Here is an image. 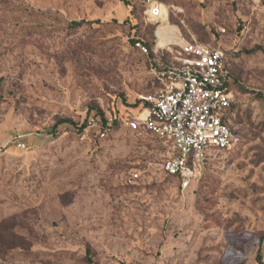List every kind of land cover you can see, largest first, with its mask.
<instances>
[{"label": "rangeland", "instance_id": "374dc122", "mask_svg": "<svg viewBox=\"0 0 264 264\" xmlns=\"http://www.w3.org/2000/svg\"><path fill=\"white\" fill-rule=\"evenodd\" d=\"M128 1L135 31L118 0H0V264H264V0H152L163 26ZM134 32L226 52L237 141L186 186L164 139L78 132L159 87Z\"/></svg>", "mask_w": 264, "mask_h": 264}, {"label": "built area", "instance_id": "2783aa9c", "mask_svg": "<svg viewBox=\"0 0 264 264\" xmlns=\"http://www.w3.org/2000/svg\"><path fill=\"white\" fill-rule=\"evenodd\" d=\"M170 7L147 0L146 21L168 23ZM156 33V31H155ZM155 35V34H154ZM148 47L137 41L134 47L149 65L158 83L156 91L140 99L147 103L130 118H119V125L131 131L149 132L170 144L171 153L161 163L164 173L181 178L183 186L202 174L204 161L212 151L230 150L237 141L227 117L232 93L227 84L226 54L220 48L196 39H177ZM112 115L90 116L84 122L82 137L93 132L99 139L111 133ZM131 181L139 178L137 172Z\"/></svg>", "mask_w": 264, "mask_h": 264}, {"label": "trees", "instance_id": "16d2710c", "mask_svg": "<svg viewBox=\"0 0 264 264\" xmlns=\"http://www.w3.org/2000/svg\"><path fill=\"white\" fill-rule=\"evenodd\" d=\"M118 1H120V2H122L124 5H125V7H126V10H127V16H126V21H129V23H130V25H131V28L132 29H134V31H135V29H136V25L132 22L133 20H135V11H136V8H135V6H133V5H131V3L128 1V0H118ZM76 25H79L80 23H75ZM136 34V32H134V35L132 36V38H131V43H132V45L134 46V43L135 42H137V41H139V42H141V43H143L144 45H146V46H148L149 48L151 47L149 44H148V42L147 41H145L143 38H141V37H138V36H136L135 35ZM225 54H226V52H225ZM227 70H228V66H227ZM229 77H230V74H229V71H228V82H227V84L229 83ZM228 86H229V84H228ZM257 97H259V98H264V95H261V94H259V93H257ZM137 105L140 103V105H139V107H146L147 106V103H145V102H143L142 100H138L137 102ZM232 110H233V106H232V104H231V108H230V110L228 111V113H227V117H226V119H228V121H229V116L232 114ZM97 115H100V116H103V114L102 113H100V112H98V113H95V114H93L92 116H97ZM113 117H114V119H115V124H114V126H116V125H119V117H117L116 116V114H114L113 113ZM85 120H86V118L77 126V128H78V132H82V129H83V126H84V122H85ZM67 120H63V121H60V122H58L57 124H56V126L57 125H59V124H61V123H63V122H66ZM110 135V134H109ZM106 138H108V136L106 137ZM209 154H207V156H208ZM164 173V172H163ZM166 176H169V177H175V176H170V175H168V174H166V173H164ZM176 178V177H175ZM256 262H257V264H262V253H261V247H259L258 248V250H257V254H256Z\"/></svg>", "mask_w": 264, "mask_h": 264}, {"label": "bare ground", "instance_id": "6f19581e", "mask_svg": "<svg viewBox=\"0 0 264 264\" xmlns=\"http://www.w3.org/2000/svg\"><path fill=\"white\" fill-rule=\"evenodd\" d=\"M162 26H163V25H162ZM162 26H161V27H162ZM167 44H168V43H167ZM165 45H166V44H165Z\"/></svg>", "mask_w": 264, "mask_h": 264}]
</instances>
